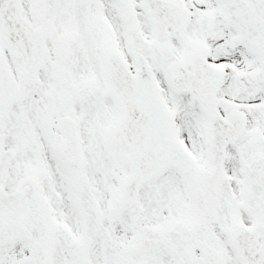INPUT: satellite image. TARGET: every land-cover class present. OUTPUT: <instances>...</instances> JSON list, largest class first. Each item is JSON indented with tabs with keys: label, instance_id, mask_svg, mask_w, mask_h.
I'll use <instances>...</instances> for the list:
<instances>
[{
	"label": "snow or ice",
	"instance_id": "6c2138e0",
	"mask_svg": "<svg viewBox=\"0 0 264 264\" xmlns=\"http://www.w3.org/2000/svg\"><path fill=\"white\" fill-rule=\"evenodd\" d=\"M0 264H264V0H0Z\"/></svg>",
	"mask_w": 264,
	"mask_h": 264
}]
</instances>
